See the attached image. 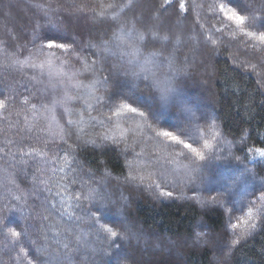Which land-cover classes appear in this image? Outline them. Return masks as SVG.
Instances as JSON below:
<instances>
[{
    "label": "trees",
    "instance_id": "1",
    "mask_svg": "<svg viewBox=\"0 0 264 264\" xmlns=\"http://www.w3.org/2000/svg\"><path fill=\"white\" fill-rule=\"evenodd\" d=\"M129 2L0 0V89L12 97L8 108L0 110V216L19 221L21 228L32 225L28 228L29 243L40 237L31 246L32 255H27L28 244L23 241L13 247L10 239L0 237V264H28L30 260L39 264L35 261L38 247L58 256L51 264H264V219L259 218L264 209V200L259 199L264 194V157L247 151L249 147L264 146V49L240 34L218 10L220 3L237 11L240 6L247 7L250 11L240 14L255 15L259 25L264 23L262 0H185L190 9L186 17L174 14L171 8L161 11L166 0H131V7ZM214 6L218 13L215 17L209 10ZM248 23L246 20L245 25ZM133 28L145 37L138 42L137 58L141 63L149 60L150 68L167 76L174 92L168 103L159 107L158 120L149 117L145 122L122 111L112 116L109 124L105 119L110 115L107 108L89 110L86 105H95L93 97L103 92L101 84L94 81L107 76L108 71L99 69L121 62L118 51L101 59L103 42ZM48 29L67 32L89 64L100 60L97 71L77 77L87 88L72 87L77 81L68 85L67 94L80 99L58 106L52 100L63 98L64 87H49L43 94L47 98L42 99L39 89L48 84L47 75L43 83L34 85L29 77L40 74L26 66L39 62L33 57L43 41L33 38L43 36ZM245 30L259 35L264 28ZM201 32L216 44H205ZM245 42L255 48H246ZM90 43L97 47L89 48ZM76 69H82V64L74 62ZM144 75L133 80L128 91L129 96L135 93L141 104L152 102L148 89L140 82ZM122 103L132 100L121 97L115 101L117 108ZM132 106L144 110L139 104ZM92 116L95 121L90 119ZM68 119L74 121L71 138L62 131ZM148 124L154 130L165 127L173 131L201 151L204 159L196 158L183 144L157 138ZM40 128L45 131H36ZM81 130L83 137L78 140L76 133ZM100 134L115 136L120 140L119 147L101 154L93 144L84 143L99 140ZM61 137L67 139V144ZM205 141L211 147L205 148ZM125 142L131 147L125 149ZM69 144L74 147L69 149ZM21 151L30 155L22 157ZM37 151L47 155L38 156ZM225 168L240 180L233 184L231 179L219 180L218 173ZM106 170L109 175H105ZM130 173L135 180L127 179ZM73 178L76 184L71 183ZM49 179L51 192L40 184ZM81 181L86 182L85 193L89 186L99 188L118 202L119 211L106 213L102 223L122 232L130 228L136 235L110 247L103 233L97 235L93 226L77 220L75 217L84 216V209L91 207L85 201L80 208L73 199L81 190ZM152 181L173 195L160 196L158 189L149 187ZM17 195L20 200L11 198ZM17 208H23V212L8 211ZM248 208H252L251 217ZM38 210L49 220L33 218ZM253 219L254 229L249 230L246 223L235 230L229 227V223ZM120 222L125 227H119ZM53 229L59 231L58 237ZM65 230H70L72 236L79 235L80 244L72 239L68 249L60 247L67 242ZM245 231L248 234L232 246L231 240ZM45 233L47 240L43 239Z\"/></svg>",
    "mask_w": 264,
    "mask_h": 264
},
{
    "label": "snow or ice",
    "instance_id": "2",
    "mask_svg": "<svg viewBox=\"0 0 264 264\" xmlns=\"http://www.w3.org/2000/svg\"><path fill=\"white\" fill-rule=\"evenodd\" d=\"M230 3V2H229ZM129 7L132 6L131 0L129 2ZM107 7L111 8L112 5H108ZM262 7H264V0H262ZM169 8L172 9L173 13L176 15H183L187 16L190 9L186 6L185 0H166V4L161 6V11H167ZM213 12V16L215 17L218 13L216 11L215 6L209 9ZM219 12H223L224 16L227 18L228 21L232 22L238 29L239 33L243 34L244 36L249 37L251 40H255L259 43L262 49H264V31H260L259 35H257L254 31H246V27L249 29H254L257 27L264 28V23L257 25L256 23V16L250 15L249 17H245L241 15V12L250 11L249 8L240 6L239 11L236 10L235 7H225L224 3H220L218 5ZM78 11H83V8H79ZM262 16H264V12H262ZM246 20L249 21L247 25H245ZM40 28V25H37V29ZM215 34V33H213ZM236 35V34H234ZM201 36L203 37V42L205 44L211 43L212 45L216 44V41L210 39V37L203 36V32H201ZM126 37V38H125ZM144 35L135 32V29H129L127 33L124 35H116L114 34L111 40L104 41L103 45V56L101 59H106L108 56H114L119 52L121 62L118 64H112L110 68H101L99 71H108V75L100 78L99 81H94V83H100L103 92L101 95H96L93 97L95 100V105L92 103H88L86 107L89 110H99L107 108L110 115L105 117L107 122L111 123L112 116H118L122 111H127L128 113L133 114L134 116H139L145 122L151 117L153 120H158V112L159 107L161 104L168 103L170 96H172L174 89L172 88L171 82L167 76H163L162 74H158L157 70H153L148 65L150 63L149 60L145 59L143 63L137 58L139 53V48L137 47L138 42L144 40ZM41 39L43 42L37 47L35 56L33 57L34 60H38L39 62H33L31 64L26 65L27 67L32 68L34 71L39 72V76L33 75L29 77V80L33 82L34 85H39L43 83V76L46 74L48 79V84L44 87L39 89L42 99H46L47 97L43 94L48 91V88L51 87L53 90L56 89L57 86H63L64 96L61 100H57L53 98L52 103L54 106H58L61 103H65L68 101L79 100V96H70L67 94L68 85L72 81H77V77L81 76L85 72H95L97 71L96 65L100 63V60L93 61L91 64L88 63L86 57H82L79 52L77 51L76 41L71 39L65 31H52L51 29L45 30L43 36L36 35L33 38ZM71 39V42L68 41ZM167 39V37H165ZM89 48H95L97 45L89 44ZM246 48H255V45L249 44L245 42ZM59 53V54H58ZM99 53L94 52L93 55H98ZM127 57V59H125ZM82 64V69L73 70V63ZM20 63V62H14ZM260 63V61H258ZM25 65H21L24 67ZM243 66V65H242ZM7 65H5V69H7ZM169 68H172V61H169ZM141 73H145L144 81H140L144 83L145 88L148 89L149 95L152 97L151 103H140L139 97L128 95V91L130 90V85H132L133 80H138ZM151 81L150 83H145L146 81ZM77 89L79 88H87V85L81 84L77 81L74 85H71ZM155 90V91H153ZM143 95V93H140ZM35 95V93H33ZM0 96H3L4 99L0 100V110H5L8 108L9 103L12 100V97L6 96L3 89H0ZM123 97L124 99H131L132 103H122V105L117 108L115 105V101L119 98ZM135 97V98H134ZM28 99H25L24 103H28ZM139 104L140 108L144 110H139L137 107H133L132 104ZM48 110V106L45 104L41 105ZM33 108L36 105H32ZM115 109V110H114ZM65 113H69V109L65 108ZM61 118H63V114H61ZM83 116H81V119ZM91 120L95 121L96 117H90ZM74 121L72 119H68L66 121V129L62 128L64 132V136L71 138L74 134L72 125ZM147 127L152 129V125L148 124ZM32 131L31 128L28 129ZM155 135L157 138L163 137L168 141L175 142L176 144H183L185 149H190L194 156L198 159H204V154L199 151L197 148L193 147L192 144L186 143L185 141L181 140L179 135H176L173 131L168 130L165 127H161L159 130H154ZM38 132H43L45 129L40 128L36 129ZM185 133L181 131V135ZM83 131L81 130L79 133H76V138L78 140L82 139ZM61 140L64 144H67V139L61 137ZM84 143H91L96 148L101 151L103 154L106 150L115 151L120 144V140L117 139L115 136L107 135V134H100L99 140L96 139H89L84 141ZM47 147V143L45 145ZM74 145L69 144L68 148L72 149ZM131 147V145L125 142V149ZM205 148L211 147V145L205 141L204 143ZM56 148L59 149V145H56ZM249 152H254L259 154L261 157H264V146L262 147H249L247 149ZM125 154H127L125 152ZM30 155V153H25L21 151V156ZM38 156H46L47 153L45 151H37ZM139 156V154H137ZM55 159V157H53ZM239 159V157H236ZM195 163V161H193ZM71 167V165H69ZM91 173V170H89ZM110 173L105 172V175H109ZM63 179V178H62ZM130 180H135L136 177L130 173V176L127 178ZM143 180V177H141ZM52 180H41L40 184L45 186V190L51 192V188L47 187V184L51 183ZM166 182V181H165ZM72 184H76L77 180L75 178L71 181ZM84 181H81V190L73 196V199L77 202V206L83 208V203L86 201L88 202L91 207L84 209V216L82 217H75L77 220L83 221L85 224L93 226L95 228L96 234L99 235L101 233L104 234L103 239L106 241L109 246L111 247L114 244H117L118 241L127 240L129 235L135 236L136 234L131 232L130 228H125V231H119L118 228H114L109 226L108 223H102L105 218V214L108 212L119 211L116 207L117 201L109 199L99 188H92L88 187L87 193L83 191L85 186ZM155 187L159 190L160 196H167L171 197L173 194L172 192H165L160 184L155 183L152 181L149 184V187ZM228 189H225L227 192ZM12 199L20 200L21 197L19 195L12 196ZM259 199L264 200V194H262ZM26 203V201H25ZM7 208V204L4 205ZM53 207L55 205L53 204ZM243 210V209H242ZM9 212H23V208L17 209H8ZM46 211V209H45ZM249 217L252 214V208H248ZM68 215H74V213H66ZM33 218H39L42 221H48V215H42L41 212L38 210L36 211V215ZM264 219V209L260 210V217ZM231 221V216L229 217ZM247 224L248 229H254L256 227V221L250 220L244 221L241 220L237 224L229 223V227L233 230L237 229L240 224ZM32 227V225H26L25 227L21 228L19 221H11L8 218V215L0 216V237H3L5 241L9 239L12 242L13 247L17 243H21L23 241L25 244H28L29 251L27 255H32L31 246L32 244L37 243L40 237H37V240L28 241V228ZM119 227H125V225L120 222ZM68 232V235L65 236V240L67 242L60 245L63 249H68L72 239L75 240L76 244L79 245L81 238L79 235L72 236L70 230H65ZM54 236L58 237L60 235L58 230L53 229ZM248 232L245 231L241 233L236 239L231 240V245L235 246L239 243V240L243 238V236L247 235ZM199 235V234H198ZM235 235V232H233ZM43 239L47 240L48 236L47 233L43 235ZM59 244V240H57ZM21 253L25 252L24 248L20 249ZM45 256L44 260H41L40 257ZM58 260V256L54 254H49L45 247H38L36 249L35 261L39 262V264H51V261ZM28 264H34V261H29Z\"/></svg>",
    "mask_w": 264,
    "mask_h": 264
},
{
    "label": "rangeland",
    "instance_id": "3",
    "mask_svg": "<svg viewBox=\"0 0 264 264\" xmlns=\"http://www.w3.org/2000/svg\"><path fill=\"white\" fill-rule=\"evenodd\" d=\"M175 121H177V120H175ZM142 126H146L145 125V123H143V125ZM256 155H259V154H256V153H253L252 154V156H256ZM221 169V168H220ZM229 169V168H228ZM226 170V168L225 169H223V170H221L220 171V173H218V179L220 180H222V181H226L227 182V180H229V179H231V181L230 182H232L231 184H233L237 179H236V177L234 176V174H233V172L232 171H230V169L229 170ZM149 176H150V173L148 174ZM152 175V174H151ZM238 180H240V179H238ZM229 183V182H228ZM230 184V183H229ZM256 185H259V183L258 182H256L255 183ZM227 185V184H226ZM229 186V185H228ZM234 197V196H233ZM241 198H239V199H241V200H243L244 198V196H240ZM241 202V201H240ZM239 202V203H240Z\"/></svg>",
    "mask_w": 264,
    "mask_h": 264
}]
</instances>
